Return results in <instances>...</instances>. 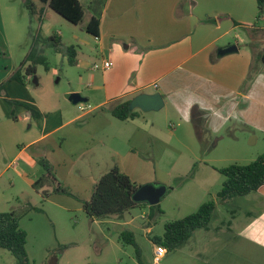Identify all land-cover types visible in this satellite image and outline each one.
<instances>
[{"label":"rangeland","instance_id":"rangeland-1","mask_svg":"<svg viewBox=\"0 0 264 264\" xmlns=\"http://www.w3.org/2000/svg\"><path fill=\"white\" fill-rule=\"evenodd\" d=\"M26 1L0 0V78L3 77L0 83L16 71L24 77L23 82H5L0 94V212L15 211L21 216L19 227L26 232L25 249L30 264H135L134 247L118 238L124 229L134 233L145 262L150 263V238L162 235L165 222L194 212L203 202L216 201V216L206 228L193 232L185 243L187 246L204 245L224 230L228 221L235 227L255 214V204H247L242 196L228 203L217 200L216 193L224 179L217 169L254 160L264 152L263 133L230 121L218 133L194 123L189 126L190 135L186 125H181L166 108H160L139 110L145 119L154 121L153 135L143 142L132 136L131 131L123 135L118 132L115 137L111 132V135L101 132L109 137L103 139L104 146L92 142L89 126L82 121L91 117L114 120L109 111H104L110 107L85 113L94 105L92 101L72 104L66 97L80 84L84 93L90 87L91 73L98 80L101 78V71L91 65L69 64L66 52L73 45L79 59L85 60L89 55L87 60L100 63L95 57L94 40L85 30L94 15L92 0H79L84 13L78 23L66 20L40 0H28L30 13ZM254 24L262 27L264 19H255ZM32 49V58L25 60ZM28 65L34 66V73H25ZM27 107L42 113L39 117L24 118L21 114ZM58 110L63 112L64 119L77 118L28 144L48 132L49 125L57 121L54 114ZM44 118L48 127L42 130ZM172 129L178 130L179 139L168 138ZM65 131H70L66 141L62 139ZM188 146L193 148L192 157ZM21 148H24L22 157L10 164L12 158L8 153ZM44 158L50 163L56 181L69 194L52 192L54 184L50 183L47 188L50 195L43 198L32 187V181L44 172L38 162ZM89 161H98L99 166L88 167ZM117 162L137 187L160 184L167 191L155 205L140 203L121 216L93 219L83 210L82 203L89 200L104 165L112 167ZM246 209L250 210L248 215ZM152 215V232L146 233L145 224ZM122 219L130 222L123 224ZM236 244L235 241L232 245ZM234 250L233 256L240 254ZM242 251L247 252L244 245ZM0 264H17V260L8 250L0 248Z\"/></svg>","mask_w":264,"mask_h":264},{"label":"crops","instance_id":"crops-1","mask_svg":"<svg viewBox=\"0 0 264 264\" xmlns=\"http://www.w3.org/2000/svg\"><path fill=\"white\" fill-rule=\"evenodd\" d=\"M257 15L256 0H105L98 17V35H90L97 53L95 57L100 62L110 59L112 67L99 70L100 80L91 73L90 87L84 93L81 84L71 91L81 93L88 98L87 102L94 103L85 113L98 108H111L114 103L131 100L141 93L158 92L163 98L161 108H166L188 129L195 123L218 133L232 121L264 134V62L257 72L252 73V52L247 45L250 28L255 26ZM230 44H236L237 51L218 55L220 48ZM88 47L93 50L92 46ZM87 57L89 55L84 60L76 55L74 64L92 65L93 61L87 60ZM35 107L40 109L36 104ZM110 108L104 111L110 113ZM132 109L138 113L134 118L119 120L114 117L113 120L110 117H91L83 120L82 124L89 126L92 142L101 146L105 144L103 139L109 138L107 133H101L105 131L108 134L111 132L113 137L118 132L123 135L125 131H131L132 136L139 137L143 142L147 136L153 135L151 128L154 121L145 119L139 107ZM38 110L40 116L42 111ZM21 115L32 118L26 110ZM54 115L57 121L49 125L48 132L28 144L77 118L64 119L60 110ZM42 121L43 130L44 126L48 127V120L44 118ZM176 132L178 130L172 129L168 138L179 139ZM189 132L191 135L192 128ZM69 134L70 131H65L62 139L66 141ZM251 143H254V137ZM188 148L192 157L193 148ZM23 150L8 153L12 158L10 164L22 157ZM116 165L120 171L127 173L120 163ZM92 166H99V162L89 161L88 167ZM104 167L99 172L100 176L111 166L107 164ZM242 197L247 204H255L253 216L241 220L235 227L228 221L225 229L217 232L204 245L187 246L185 242L172 251H166L157 262L153 261L155 246L158 245L152 240L157 237L154 236L150 238L152 261L145 262L146 257L140 251L141 263L264 264V183L254 193ZM245 211L247 215L250 213L249 209ZM215 216L214 213L213 218ZM129 222L122 221L123 224ZM153 222L154 219H150L145 224L146 233L152 232ZM235 241L237 246L232 245ZM243 245L247 248L246 253L244 248L242 251ZM234 248L240 252L239 255L233 256Z\"/></svg>","mask_w":264,"mask_h":264},{"label":"trees","instance_id":"trees-1","mask_svg":"<svg viewBox=\"0 0 264 264\" xmlns=\"http://www.w3.org/2000/svg\"><path fill=\"white\" fill-rule=\"evenodd\" d=\"M48 5L56 13L72 23H78L83 16L84 10L79 0H40ZM258 6V15L264 19V0H256ZM105 0H92L94 15H92L86 24L85 30L94 36L98 35L99 15ZM26 4L30 7L31 3L27 0ZM236 24V23H234ZM252 38V40H251ZM56 41V37H53ZM264 25L262 27L250 28V41L247 43L252 52L250 70L257 72L259 66L264 62V50H260L264 45ZM32 50L28 53L25 60L32 58ZM68 63L74 64L76 55L75 46L71 45L66 50ZM25 61L22 63L24 65ZM35 68L28 65L25 68L26 74H32ZM250 73V77L252 76ZM24 77L20 72H14L7 81L17 80L23 82ZM3 81L0 83V94L4 90ZM130 99L118 101L110 108L113 117L119 120L134 118L138 115L137 111L129 108ZM26 112L32 118L38 117L39 113L34 109L27 107ZM38 162L43 167L44 172L32 182V187L41 197H47L50 192L48 185L53 183L52 192L68 193L61 187L52 173L50 163L44 158ZM217 171L223 175L224 179L221 188L216 193V198L220 203H225L238 196H244L250 192L256 191L264 183V152L258 154L254 160L247 164L233 163L225 167L218 168ZM56 184V186H55ZM137 188L135 183L124 172L120 171L117 165L109 168L103 173L94 185L89 200L82 203V208L88 216L93 219L101 220L110 215L121 216L123 212L135 206L132 200V193ZM216 201L208 200L201 203L197 209L179 219L167 221L163 224V233L161 236L154 237L155 244L164 246L166 251H172L184 244L192 233L200 228H206L214 216ZM33 208V207H30ZM20 215L15 211L0 212V248L8 250L17 260V264H30L27 257L25 244L26 232L19 227ZM154 215L151 216L153 219ZM119 218V217H118ZM118 238L125 244L132 245L135 249L136 264L141 263L140 248L136 242L134 233L130 230H122Z\"/></svg>","mask_w":264,"mask_h":264},{"label":"water","instance_id":"water-1","mask_svg":"<svg viewBox=\"0 0 264 264\" xmlns=\"http://www.w3.org/2000/svg\"><path fill=\"white\" fill-rule=\"evenodd\" d=\"M236 44L224 46L218 50V55H224L237 51ZM72 104L87 102L88 98L79 92H70L66 95ZM163 105V98L158 93H141L130 100L129 108L139 107L141 110H158ZM167 187L160 184H143L138 186L132 193V200L136 203H146L148 205L157 204L166 193Z\"/></svg>","mask_w":264,"mask_h":264},{"label":"built area","instance_id":"built-area-1","mask_svg":"<svg viewBox=\"0 0 264 264\" xmlns=\"http://www.w3.org/2000/svg\"><path fill=\"white\" fill-rule=\"evenodd\" d=\"M97 37V36H95ZM112 61L110 59L102 60L100 63H93L91 66L95 70H107L112 67ZM154 87L157 86V84H153ZM166 253V249L164 246L156 245L153 255V261L157 262L159 261Z\"/></svg>","mask_w":264,"mask_h":264}]
</instances>
